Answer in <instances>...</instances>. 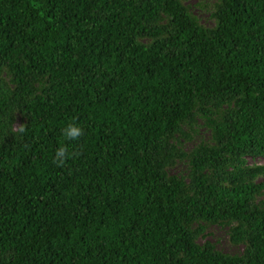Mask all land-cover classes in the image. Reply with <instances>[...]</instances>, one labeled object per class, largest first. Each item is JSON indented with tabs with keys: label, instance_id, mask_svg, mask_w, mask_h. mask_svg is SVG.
Wrapping results in <instances>:
<instances>
[{
	"label": "trees",
	"instance_id": "obj_1",
	"mask_svg": "<svg viewBox=\"0 0 264 264\" xmlns=\"http://www.w3.org/2000/svg\"><path fill=\"white\" fill-rule=\"evenodd\" d=\"M191 1L0 0V264H264V0Z\"/></svg>",
	"mask_w": 264,
	"mask_h": 264
},
{
	"label": "rangeland",
	"instance_id": "obj_2",
	"mask_svg": "<svg viewBox=\"0 0 264 264\" xmlns=\"http://www.w3.org/2000/svg\"><path fill=\"white\" fill-rule=\"evenodd\" d=\"M204 1L207 2V0H192L191 6L194 10V12L199 16L201 23H203L205 26L212 27L215 25V21L213 18H211V11L208 9H205L198 5V2ZM210 3H212L214 0H209ZM200 132L202 133L201 138L207 139L208 132L201 129ZM199 140H195L194 143L186 144V150H191L196 143L199 142ZM250 162L252 164H264V158H257V159H250ZM185 166L183 164H180L174 172H178L179 170H183ZM208 235L206 238H201L200 241L204 242L206 240H210L211 242L215 243L217 247L223 251L229 252V253H236L239 250H241L242 247L234 246L230 240H229V233L228 229L219 225H210L208 226Z\"/></svg>",
	"mask_w": 264,
	"mask_h": 264
},
{
	"label": "clouds",
	"instance_id": "obj_3",
	"mask_svg": "<svg viewBox=\"0 0 264 264\" xmlns=\"http://www.w3.org/2000/svg\"><path fill=\"white\" fill-rule=\"evenodd\" d=\"M26 128L24 124H20L18 128H14L13 131L25 132ZM84 134V129L76 123L69 124L63 129V135L68 140H78ZM75 153H69L66 146H61L56 149L54 163L58 166H63L67 159L74 156Z\"/></svg>",
	"mask_w": 264,
	"mask_h": 264
}]
</instances>
